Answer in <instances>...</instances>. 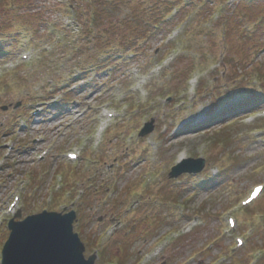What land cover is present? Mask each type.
Here are the masks:
<instances>
[{
	"label": "rangeland",
	"instance_id": "1",
	"mask_svg": "<svg viewBox=\"0 0 264 264\" xmlns=\"http://www.w3.org/2000/svg\"><path fill=\"white\" fill-rule=\"evenodd\" d=\"M31 1L0 0V39L20 41L17 46L6 44L0 52V165L4 167L0 172V263L13 217L6 216L5 209L12 196L20 194L21 219L43 210L61 211L82 198L78 201V206L83 205L78 208L81 217L88 218L90 211L95 215L91 227L80 232L78 221L74 230L85 243L86 256L97 254L96 264H113L99 260L100 250L118 254L121 251L113 244H124L126 232L143 220L152 223L151 218L159 214L164 222L140 228V233L148 229L149 234L130 242L125 264H264V220H259L264 215V194L261 205L258 200L246 210L240 207L253 186L264 184V129L241 130L230 141L222 138L227 130L220 127L196 132L218 122L210 113L213 101L220 100V111L222 102L239 103L262 87L263 80L255 78L264 75L260 6L194 0L186 11L168 14L171 44L167 31L150 33L139 39L137 49L126 53L115 74L113 70L98 78L93 75L94 81H82L67 95L74 86H70L71 68L91 67L94 55L101 57L102 49L98 51L89 36L100 33L106 38L104 25L87 36L69 27L66 0L50 1L53 5L39 13L30 8ZM104 7L98 11L104 14ZM88 19H93L89 11L84 16L86 25ZM251 32L253 36L245 35ZM109 42L118 45V40ZM192 79L196 84L189 82ZM258 107L264 110V100ZM37 108L42 112L33 117L31 112ZM115 109L119 117L98 143L96 127L103 122L105 110ZM251 116L232 124L254 127L259 114ZM151 119L154 131L139 137ZM38 138L46 141L33 143ZM10 140L13 150L6 157L3 143ZM48 147L50 157L39 163L38 155ZM69 152H77L80 161L69 163ZM183 155L206 159L211 165L194 179L170 180L171 169ZM66 164L71 171L65 177L58 175L60 166L67 173ZM205 175L218 180L214 177L206 190L189 189L193 181L203 183ZM161 189L168 201L162 200ZM176 199L178 205L170 201ZM227 211L238 221L233 234L227 227ZM191 218H196L189 229L195 228L192 236L179 240L181 226ZM92 231L97 236L88 248L85 240ZM235 235L246 240L240 251L232 250ZM161 244L168 246L152 257V249Z\"/></svg>",
	"mask_w": 264,
	"mask_h": 264
},
{
	"label": "water",
	"instance_id": "2",
	"mask_svg": "<svg viewBox=\"0 0 264 264\" xmlns=\"http://www.w3.org/2000/svg\"><path fill=\"white\" fill-rule=\"evenodd\" d=\"M146 126L142 135L151 132ZM204 160H188L174 170L177 177L183 172L198 173ZM190 165V168H187ZM74 213L67 215L43 213L20 223H10L12 233L3 250L2 264H94L83 256L84 247L73 233Z\"/></svg>",
	"mask_w": 264,
	"mask_h": 264
},
{
	"label": "trees",
	"instance_id": "3",
	"mask_svg": "<svg viewBox=\"0 0 264 264\" xmlns=\"http://www.w3.org/2000/svg\"><path fill=\"white\" fill-rule=\"evenodd\" d=\"M72 3L80 4L83 0H70ZM95 3L99 6L103 5L104 14L95 12V16L93 18L94 25L96 27H100L101 25L107 24L105 23L107 19H115L117 18V12L128 11L129 14L125 17V19H118L117 21L113 20L110 22L112 29L115 33L119 34L116 29L118 26L120 33V38L117 47H112L108 39L102 41L103 43L108 44L110 50L106 52L103 51V56L101 59L97 60L96 67L101 71V68H104L105 65L113 64L117 60L123 58L126 53L136 48L138 45L140 38H148L150 33H161L163 30L169 27V22H167L166 15L174 10L175 7H180L182 4L184 5V0H138V4H135L133 0H94ZM242 4H246L249 7H259L260 11H264V0H241ZM48 0H43L38 6L34 5L33 2L29 3L30 8L37 9L38 12H41L44 9H48L46 6ZM110 4L112 7L107 6ZM44 4V7H43ZM248 4V5H247ZM255 5V6H254ZM258 5V6H257ZM185 8V5H184ZM107 13V14H106ZM103 14V15H102ZM106 14V15H105ZM167 22V23H166ZM116 23V24H115ZM264 27V21L261 23V28ZM138 34V37H134ZM113 35V34H110ZM134 35V36H133ZM152 35V34H150ZM100 40H103L100 38ZM17 40H15L16 42ZM100 45V42L98 43ZM260 99H253L244 102L241 107H249L253 104L259 102ZM239 132V129L236 127L229 129L226 134L222 138L230 141L236 133Z\"/></svg>",
	"mask_w": 264,
	"mask_h": 264
},
{
	"label": "snow or ice",
	"instance_id": "4",
	"mask_svg": "<svg viewBox=\"0 0 264 264\" xmlns=\"http://www.w3.org/2000/svg\"><path fill=\"white\" fill-rule=\"evenodd\" d=\"M257 191H259V189Z\"/></svg>",
	"mask_w": 264,
	"mask_h": 264
}]
</instances>
